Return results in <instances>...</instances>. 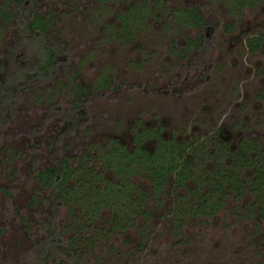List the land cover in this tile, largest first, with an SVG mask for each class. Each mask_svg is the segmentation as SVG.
<instances>
[{
  "label": "rangeland",
  "instance_id": "374dc122",
  "mask_svg": "<svg viewBox=\"0 0 264 264\" xmlns=\"http://www.w3.org/2000/svg\"><path fill=\"white\" fill-rule=\"evenodd\" d=\"M191 5L200 24L182 12ZM20 8L0 0V264H264L260 192L230 189L214 212L178 213L172 189L154 191L146 164L118 153L155 127L157 136L202 143L186 152L196 175L227 163L223 148L220 158L205 153L214 134L232 153L244 140L264 170V0H27ZM33 19L57 46L51 70L43 57L51 51L23 35ZM145 142L152 149L156 135ZM46 166H63L76 185L61 204L37 175ZM110 184L130 186L134 202L106 195Z\"/></svg>",
  "mask_w": 264,
  "mask_h": 264
},
{
  "label": "trees",
  "instance_id": "16d2710c",
  "mask_svg": "<svg viewBox=\"0 0 264 264\" xmlns=\"http://www.w3.org/2000/svg\"><path fill=\"white\" fill-rule=\"evenodd\" d=\"M16 1L17 4L21 6L20 9H23V6H25L27 2V0ZM182 7H184L182 12L185 14L189 22L192 24H200L203 22V16L198 7L195 5ZM20 19L23 20L22 14H20ZM23 27V35L25 38H28L30 42L38 48L42 47L44 44L42 49L43 51L45 49L51 51L49 56H43L45 61H47L46 64L48 68L51 70L54 62L59 59L57 58V46L55 43H45L42 22L37 19H33L28 22V24L24 22ZM248 41L249 44L257 45L260 42V37L250 36ZM156 133L157 129L155 127L136 131L133 136V140L135 141L133 150L128 152L121 150L118 153H127L128 156L135 159V161L140 159L146 164L147 167H145V169L147 170V175L151 178L152 187L155 189L154 191L160 193V191H163L162 189H164V187H168L170 190L172 189L171 191L173 192L174 197H176L175 199H177V206L175 210L178 213L183 211L184 214L189 211L191 215H197L214 212L222 205L226 196L229 195L230 191L233 189L236 193H241L242 190L248 188L251 191L260 192V200L264 199V170L260 168V161L255 160V151L252 153H246V147L248 145H246L244 140H240L236 153H232L229 151V147H227L223 140H219L215 134L211 135V138L216 140L215 146L217 147L215 148L214 146V151H206L205 153L207 157L212 156V158L215 157L214 159H216V157L220 158L221 153H224L227 150L225 154L228 155L226 156L227 163H225L223 169L215 168V171L208 169L204 170L203 173L196 175L194 169H190L187 165L189 163V155L186 152H188V150L198 151L201 149L202 143L197 142L196 145H193L192 142L189 144L181 141L176 142L173 138H164L159 135L157 136ZM152 134L156 135V144L152 149H149L146 146V142L142 144L141 140H143L146 135L148 136ZM199 141H201V139ZM250 141L251 143L257 142L255 139H251ZM222 148L224 152H221ZM255 149L259 151V147L258 149ZM136 153L139 155L136 156ZM105 155H107V153ZM83 159L84 158L79 159L78 164L80 167L83 163ZM239 161V165L242 168L246 165L249 169V182H247L243 176H240L239 174L240 166L237 164ZM66 163L68 164V162ZM106 163L110 165L108 162ZM71 164H73V162ZM64 169L65 168L63 166L59 168L55 166H46L45 168L37 171L39 178L46 184L51 185V187L56 191L53 198L55 204H61V202L65 200V194H68L69 190L73 193L72 189L76 187V185H72L73 183H67V173ZM204 184H206L207 188L204 187ZM108 187L109 188L104 190L107 191L106 195H109L110 191L114 190L124 196H128L127 198L130 199L131 202H134L135 198H133L130 194V186H127L126 190H124L123 187H111V184ZM97 188L99 189V186H97ZM131 188L132 191H135L136 187L132 184ZM98 191L102 192L103 190L99 189ZM140 191L143 193L142 191L145 192L146 190L140 189ZM146 212L149 213L148 208H146ZM73 264L81 263L74 261Z\"/></svg>",
  "mask_w": 264,
  "mask_h": 264
}]
</instances>
